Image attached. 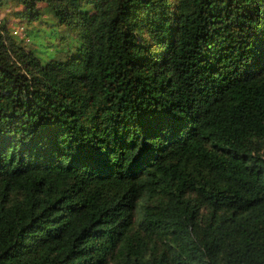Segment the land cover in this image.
Wrapping results in <instances>:
<instances>
[{
	"label": "trees",
	"instance_id": "obj_1",
	"mask_svg": "<svg viewBox=\"0 0 264 264\" xmlns=\"http://www.w3.org/2000/svg\"><path fill=\"white\" fill-rule=\"evenodd\" d=\"M7 5L0 264H264V0Z\"/></svg>",
	"mask_w": 264,
	"mask_h": 264
},
{
	"label": "rangeland",
	"instance_id": "obj_2",
	"mask_svg": "<svg viewBox=\"0 0 264 264\" xmlns=\"http://www.w3.org/2000/svg\"><path fill=\"white\" fill-rule=\"evenodd\" d=\"M11 8H14V6L7 5L0 7V21L1 18L4 17V15H8V12L11 10ZM49 20L51 21V18ZM7 23L13 30H17L18 33H20L21 35H27L30 40V42L28 43L29 47L33 49L36 54L41 55L43 58L50 56L54 52L55 48L61 50L66 49L68 48V46H71L75 41L74 32L71 31L65 25H53L49 28L46 24H42L39 26L40 28L38 29V32L40 33L39 35L41 36L40 37L39 35H33V32L37 34V31H35L36 26H33L31 23H26L25 20L21 21V17H17L14 14H9ZM24 27L26 28V30ZM53 27L56 29H54ZM51 29L55 30L57 36H55L53 33H50ZM59 35H62L63 37L60 38ZM42 37L51 40L53 44L51 46L45 45L42 42ZM55 40H58L59 43H56Z\"/></svg>",
	"mask_w": 264,
	"mask_h": 264
}]
</instances>
